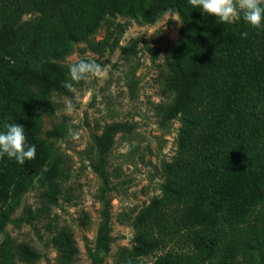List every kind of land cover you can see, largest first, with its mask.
<instances>
[{
	"label": "trees",
	"instance_id": "trees-1",
	"mask_svg": "<svg viewBox=\"0 0 264 264\" xmlns=\"http://www.w3.org/2000/svg\"><path fill=\"white\" fill-rule=\"evenodd\" d=\"M169 10L183 24L164 81L174 100L162 114L166 121L181 119L178 149L162 195L135 214V244L121 248L118 261L138 264L163 251L182 227L188 250L168 249L151 264H243L241 255L248 264H264V29L242 18L218 23L188 0H0V132L6 124H21L37 149L23 165L7 155L0 159V264L40 258L30 244L15 242L7 226L37 216L28 209L25 218L13 217L30 189L45 187L44 198L57 204L67 177L51 139L64 136L68 122L44 135L53 93H71L62 86L71 82L62 60L78 42L94 46L110 17L155 23ZM122 130L124 124L114 123L96 137L101 162L95 169L105 182L104 164ZM110 239L106 214L93 264H104ZM51 242L61 264H78L70 229Z\"/></svg>",
	"mask_w": 264,
	"mask_h": 264
},
{
	"label": "rangeland",
	"instance_id": "rangeland-1",
	"mask_svg": "<svg viewBox=\"0 0 264 264\" xmlns=\"http://www.w3.org/2000/svg\"><path fill=\"white\" fill-rule=\"evenodd\" d=\"M146 31L155 34L148 37ZM181 31L182 24L168 20L166 15L158 24L110 17L93 37L94 46L78 42L62 60L68 68L83 58L95 60L106 75L90 77L86 82L71 81L76 93L52 95V113L44 114V135L55 124L68 122L65 135L51 139L63 158L67 177L61 183L57 204H49L44 198L45 187H35L24 194L13 217L25 218L28 209L37 216L24 219L20 225L11 222L7 230L15 242L28 243L38 250L40 258L35 262L16 259L14 264H61L51 239L62 229H70L76 238L78 264H93L106 214L111 248L104 264H120L119 250L135 244L132 219L152 198L162 195L166 168L178 149L181 119L166 121L162 108L174 100V93L165 89L164 81L169 54L180 40ZM123 47L135 51H124ZM66 101L74 106L72 116L64 114ZM114 123L124 124V130L115 134L106 158L109 182H105L95 169L101 162L96 137ZM69 128L80 133L79 140L71 138ZM183 229L163 251L141 258L138 264H151L168 249L188 250ZM240 258L248 264L242 255Z\"/></svg>",
	"mask_w": 264,
	"mask_h": 264
},
{
	"label": "clouds",
	"instance_id": "clouds-1",
	"mask_svg": "<svg viewBox=\"0 0 264 264\" xmlns=\"http://www.w3.org/2000/svg\"><path fill=\"white\" fill-rule=\"evenodd\" d=\"M193 8H199L209 16H215L218 23L224 25L234 24L241 18L253 28L264 29V0H188ZM165 13L168 20L174 19L183 24L176 13ZM155 23H159L156 19ZM148 37L153 36V31L145 32ZM247 38L248 33H241ZM71 81L79 83L88 81L90 77L103 78L106 75L105 69L95 60H79L69 65ZM62 86L72 93H76L74 84L68 81L62 82ZM74 106L70 101L65 102L64 114L72 116ZM59 114V113H58ZM69 135L73 140H79L80 133L69 128ZM35 144H29L25 135V128L18 123L5 125V130L0 132V159L5 155L14 158L17 163L23 165L26 160H33L36 157Z\"/></svg>",
	"mask_w": 264,
	"mask_h": 264
}]
</instances>
